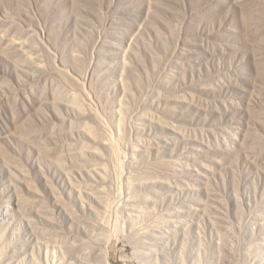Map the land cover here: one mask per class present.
Wrapping results in <instances>:
<instances>
[{
	"label": "rangeland",
	"instance_id": "1",
	"mask_svg": "<svg viewBox=\"0 0 264 264\" xmlns=\"http://www.w3.org/2000/svg\"><path fill=\"white\" fill-rule=\"evenodd\" d=\"M104 257L264 264V0H0V264Z\"/></svg>",
	"mask_w": 264,
	"mask_h": 264
},
{
	"label": "bare ground",
	"instance_id": "2",
	"mask_svg": "<svg viewBox=\"0 0 264 264\" xmlns=\"http://www.w3.org/2000/svg\"><path fill=\"white\" fill-rule=\"evenodd\" d=\"M75 252H76V251H75ZM76 254H77V253H76ZM76 254H74V255H75V257L77 258V260L82 261V262H83V260H87V259L82 258L83 256L80 257L81 255L78 256V255H76ZM104 259H105V260L102 261V264H107V263H106V258H105V257H104ZM87 261H88V260H87ZM87 261H86V262H87ZM84 262H85V261H84Z\"/></svg>",
	"mask_w": 264,
	"mask_h": 264
}]
</instances>
